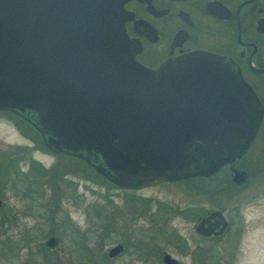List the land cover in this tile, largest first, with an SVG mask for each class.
Instances as JSON below:
<instances>
[{
	"label": "water",
	"instance_id": "95a60500",
	"mask_svg": "<svg viewBox=\"0 0 264 264\" xmlns=\"http://www.w3.org/2000/svg\"><path fill=\"white\" fill-rule=\"evenodd\" d=\"M124 1L0 0V109L25 120L48 150L83 159L117 187L224 166L246 185L249 172L234 162L261 120L254 91L230 58L206 50L156 68L139 63ZM225 224L213 209L196 229ZM163 260L175 263L168 253Z\"/></svg>",
	"mask_w": 264,
	"mask_h": 264
},
{
	"label": "flooded vegetation",
	"instance_id": "af4514ba",
	"mask_svg": "<svg viewBox=\"0 0 264 264\" xmlns=\"http://www.w3.org/2000/svg\"><path fill=\"white\" fill-rule=\"evenodd\" d=\"M122 5L126 11L124 20L126 33L134 40L131 44L134 57L142 65L156 68L170 57L196 49L210 51L231 59L263 108L259 126L251 143L234 162L238 168H245L241 165L244 156L250 151L255 140L260 137L259 135L264 136L260 133L262 129L264 130V0H125ZM55 154L60 153L55 152ZM255 156V161L247 165L252 169L251 172L248 169L247 171L250 174L249 182L254 184L255 190L251 195L253 201L258 200L264 190V177H258L259 174H264V146L261 145ZM220 171L222 176L219 181L222 194L225 195L223 198L231 199L236 195L233 190H240L246 185L241 186L231 180L228 166L222 167ZM193 179L196 178H190L188 181ZM227 184L232 190L226 187ZM130 195L128 197L132 200L142 202L141 207L133 203L131 205L133 209H130L129 203L123 201L120 206L113 204L104 215L94 218L95 224L92 229L95 233L94 245L101 241L100 257H96L95 260L83 258L80 250H77L78 253L76 252L75 256L72 252L67 255L63 252L62 255L66 257L60 256V264H166L163 260L165 253L174 258V264H184L179 257L173 256L169 251L158 246V242L153 237L158 227L166 233L167 237L164 239L181 246L179 250L189 254L192 261L194 254L200 257L217 255L215 246L219 244L220 247L229 235L236 244L243 235L244 230L241 225L234 224V220L228 217L224 206L215 208L222 212L226 223L221 231H216L214 226L215 232L204 228L197 230V222L213 210L202 212L199 208L205 206L200 204L193 207L191 204L182 207L179 205L174 207L171 204V210H160L162 217L147 220L151 226H158L153 233L148 237L139 232L135 234L131 227L134 222H137V227L140 228L139 221L144 219L146 213L145 197L136 193ZM2 205L1 199L0 210ZM32 208L33 206L28 209L31 211ZM155 212L156 210L148 211L149 214ZM176 215L192 220L193 235L181 234L178 227L171 224L172 218ZM66 219L71 223L69 226H72L70 219ZM74 228L77 229L76 226ZM130 234H133L132 241L129 238ZM78 235L81 236L79 233ZM101 236L108 237L107 241L110 239L105 248ZM187 245L189 247L185 251ZM47 247L52 249L54 246ZM220 250L221 258L220 255L215 256V263L219 264V260L229 263L233 252L227 250L225 252L221 247ZM123 255H127L124 261Z\"/></svg>",
	"mask_w": 264,
	"mask_h": 264
},
{
	"label": "rangeland",
	"instance_id": "374dc122",
	"mask_svg": "<svg viewBox=\"0 0 264 264\" xmlns=\"http://www.w3.org/2000/svg\"><path fill=\"white\" fill-rule=\"evenodd\" d=\"M7 115L6 113L0 112V159L7 157H10L12 161L17 159L13 164L20 166V169L24 171L28 168L30 161L34 159L43 169L53 168L57 174L62 172L65 177L70 179L71 183L60 184L61 188L65 186V193L62 194L61 192L58 194L51 192L53 187L47 183L46 174H43V178L38 180L39 182L31 175L24 179H20L17 176L13 180H9L4 187H2L4 177L0 176V197L3 202L1 207L2 212L7 208L15 209L17 207L24 211L26 207L33 206L32 211H35L33 216H24L21 213L18 220L19 225L15 229L22 225L29 227L37 221V228H30V233L37 235L36 241L43 243L46 236L50 234L49 231L53 224L47 221L45 217H36L34 215L39 211H44L42 209L45 207L38 203H47L50 207L55 208L58 212L55 219L58 216L60 217L61 212L63 213L66 210L65 216L70 219L73 225L69 226L71 223L65 218L67 225L56 227V231L52 234L57 237L58 243L52 247V255L46 256L40 264H60V256L66 257L69 252H72V255L75 256L77 250H80V255L83 258H92L95 260L96 257H100L101 253L99 250L101 241L94 245L95 233L92 230L95 224L94 218L98 217V214L104 215L106 210L109 209V206L113 204L120 206L121 202L125 201L129 203V206L134 203L138 207H141L142 202L132 200V198L128 197L130 192H125L122 188L109 187L107 189L101 180L92 174H89V177L84 179L81 176L82 173L79 174L77 172V159L52 153L41 147L39 148V146L35 147L33 140L25 136L15 125L13 119ZM260 133L264 134V130L262 129ZM259 136L250 151L244 156L242 160L243 164H241L243 167L251 165L252 161H255L256 151L261 145L264 146V136ZM250 169L249 172L252 171ZM221 176L222 172L220 171V176L216 177L217 179L215 177L196 178L190 181L186 180L176 183L167 180L155 181L151 184L144 185L139 190H132L131 192L140 194L145 198H150L152 201L150 200L148 208L145 205L146 213L144 219L139 221L140 228L138 229L137 222H134L131 230H134L135 234H138V232L145 234L146 237L154 232V229L158 226H151L147 220L151 219L148 211L155 210L156 201L168 204L170 206L168 209L170 210L172 209L171 204L174 207L176 205L182 207L190 204L192 207L196 204L204 205L205 207L199 208L202 212L224 206L228 217L234 220L235 225H241L244 232L237 244L230 238V235L223 240L220 247L225 252L227 250L233 253L229 263H223V260H219V264H264V190L261 192L258 200H251V195L255 189L254 184H252L253 182H249L242 189L237 191L233 190L236 193L235 196H232L233 198L225 199L223 198L225 195L222 194V186L219 181ZM258 177H264V174H259ZM226 187L232 190L228 184ZM101 204L105 206V209L101 211H104V214L96 211L94 208V205ZM130 209H133V206ZM192 223V220H187L180 215L174 216L171 220V224L177 226L181 234L189 236L193 235ZM75 226L77 229L74 228ZM75 230L78 232L76 233ZM132 237L133 234L129 236L131 241ZM153 237L158 242V246L169 251L173 256L179 257L184 264H218L215 263L214 258L218 255L221 258L219 244L215 246L217 255L212 254L211 257H200L194 254L192 261L189 254H184L179 250L181 246L164 239L167 237L165 232H155ZM107 238L101 236L104 248L110 242V239L107 241ZM190 242L192 243L191 240ZM188 247V245L185 247V251ZM63 252L66 255H62ZM5 253L6 250L4 248L0 252V264L18 263V257L7 256L5 258L4 255H7ZM7 253L10 254L9 250H7ZM123 257L124 261L127 255H123Z\"/></svg>",
	"mask_w": 264,
	"mask_h": 264
},
{
	"label": "trees",
	"instance_id": "16d2710c",
	"mask_svg": "<svg viewBox=\"0 0 264 264\" xmlns=\"http://www.w3.org/2000/svg\"><path fill=\"white\" fill-rule=\"evenodd\" d=\"M0 112L8 114L7 116L11 119H13L15 125L18 127L19 130L25 135L28 136L29 139H32L35 147L43 148L47 151H49L47 148L44 147V145L41 142V139L38 135V133L22 118H20L15 112L8 110V109H0ZM58 155H64V156H69L72 158L77 159V172L81 174V176L84 179H87L89 177V174H92L93 176L97 177L98 179L101 180L103 185L108 189L109 187H116L106 179H104L100 174L95 172L88 164L84 162L83 159L71 155H66V154H58ZM17 160V159H15ZM15 160H11L10 157H7L5 159H0V176L4 177V181L2 184V187L5 186V184L9 180H13L17 176L21 178H27L28 176L34 177L37 182L41 178H43V174L47 175V183L50 184L53 188L51 190L52 193H58L62 194L65 193V186L60 187V184H66V183H71L70 179L65 177L62 172H59L57 174L53 168H46L43 169L42 166L34 159H32L29 163L28 168L24 171L20 169V166H16L13 163ZM40 167H39V166ZM246 169H250L247 166H244ZM251 171V169H250ZM220 176V170L216 171L208 176H201V175H195V176H190L182 179H177V180H171L170 182H181V181H188L190 178H210V177H218ZM217 179V178H216ZM56 181V183H55ZM157 181H162L157 180ZM12 182V181H11ZM125 192H130V194H133L134 192H131L134 189H128V188H123ZM131 197V195H130ZM150 198H145V205L148 208V205L150 203ZM152 201V200H151ZM39 205L45 207L42 210L44 211H39L37 214H34L36 217H45L47 221L51 222L52 228L49 231L50 233H53L56 231V227H59L61 225H67V222H65V213L61 212V216L57 219L56 216L58 214L57 210L53 207H50L47 203H38ZM49 207H48V206ZM48 207V208H47ZM177 207V206H176ZM94 208L96 211H102L105 209L104 205H94ZM170 208V206L164 202L161 201H156V212L149 214V217L151 219H158L163 216L161 214L160 210H165ZM19 210V212H17ZM17 212V213H16ZM35 212V211H34ZM32 210H28V207L24 211L20 210V208H7L5 211L2 212L0 210V252L5 248L7 255H4L5 258L7 256H15L18 257V263L17 264H40L43 259H45L46 256L52 255L53 249L48 248L46 245L43 243L36 241V236L35 234L30 233V228H37V221L31 225V226H26L22 225L21 227L15 229L17 225H19V216L21 213L24 216H33L34 213ZM16 213V214H15ZM104 214V211L101 212ZM98 214V213H97ZM99 215V214H98ZM148 216V215H147ZM11 230V231H10ZM14 230V231H13ZM157 232L163 233V229L161 227H158L156 230ZM77 233V231L75 230ZM84 234V233H83ZM15 235V236H14ZM7 248V249H6ZM7 250H9L10 254L7 253ZM22 253V254H21Z\"/></svg>",
	"mask_w": 264,
	"mask_h": 264
}]
</instances>
